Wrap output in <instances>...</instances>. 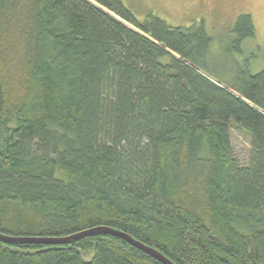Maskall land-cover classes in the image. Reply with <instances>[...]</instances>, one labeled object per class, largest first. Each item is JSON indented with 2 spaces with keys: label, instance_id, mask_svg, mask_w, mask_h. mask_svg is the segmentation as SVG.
Here are the masks:
<instances>
[{
  "label": "trees",
  "instance_id": "1",
  "mask_svg": "<svg viewBox=\"0 0 264 264\" xmlns=\"http://www.w3.org/2000/svg\"><path fill=\"white\" fill-rule=\"evenodd\" d=\"M254 36L241 14L222 52ZM214 41L124 0H0V234L107 227L175 264H264V66L223 73ZM0 264L161 263L96 233L0 240Z\"/></svg>",
  "mask_w": 264,
  "mask_h": 264
},
{
  "label": "rangeland",
  "instance_id": "2",
  "mask_svg": "<svg viewBox=\"0 0 264 264\" xmlns=\"http://www.w3.org/2000/svg\"><path fill=\"white\" fill-rule=\"evenodd\" d=\"M124 3L140 18L152 13L171 27H189L203 21L214 42H221L213 61L223 73L231 70L230 61L236 58L240 62L245 60L253 72L264 66V0H124ZM241 14L251 16L255 36L242 44L241 54L226 55L222 52L226 47V35ZM230 142L237 160L245 164L251 147L249 136L232 125Z\"/></svg>",
  "mask_w": 264,
  "mask_h": 264
},
{
  "label": "water",
  "instance_id": "3",
  "mask_svg": "<svg viewBox=\"0 0 264 264\" xmlns=\"http://www.w3.org/2000/svg\"><path fill=\"white\" fill-rule=\"evenodd\" d=\"M96 233H102V234H110L116 237H120L124 240H126L130 245L144 251L157 261H159L161 264H175L166 257H164L161 253L158 251L145 246L144 244L136 241L132 237L117 231L115 229L107 228V227H96L90 230L82 231L79 233H76L71 236L63 237V238H36V237H9L3 234H0V240L5 241V242H11V243H34V244H45V245H51V244H59L66 242L71 239L75 238H80V237H85V236H90Z\"/></svg>",
  "mask_w": 264,
  "mask_h": 264
}]
</instances>
